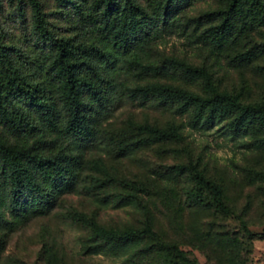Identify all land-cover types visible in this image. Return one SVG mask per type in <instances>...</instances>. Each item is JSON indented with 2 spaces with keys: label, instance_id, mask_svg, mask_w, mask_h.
Here are the masks:
<instances>
[{
  "label": "trees",
  "instance_id": "trees-1",
  "mask_svg": "<svg viewBox=\"0 0 264 264\" xmlns=\"http://www.w3.org/2000/svg\"><path fill=\"white\" fill-rule=\"evenodd\" d=\"M23 1L13 0L19 18ZM188 1L147 0V6H142L135 0H90L87 4L85 0H54L55 12L75 16L94 32L89 42H73L49 27L45 17L49 12L42 10L38 0H25L31 11L28 50L6 43L0 35V121L11 132L30 138V144L0 140V231L13 230L47 213L63 194L82 193L79 175L90 160V151L122 158L154 141L180 137L178 126L127 121L123 126L105 127L102 119L121 96L139 105L153 102L190 110L187 124L191 128L204 130L218 124L217 129L230 138L264 127V102H240L235 93L219 89L203 66L174 57L146 58L155 47L149 41L162 36L163 28L178 19L177 8ZM236 18L240 19L237 27ZM187 20L194 26L204 25L198 33L201 41L219 50L238 34L264 25V0H224ZM250 56L243 52L233 57L243 62ZM121 73L130 79L166 73L199 79L204 93L158 79L128 82L118 78ZM260 141L264 143V138ZM166 170H186L195 199L204 190L214 210L228 211L221 185L194 165L177 163ZM254 175L264 177V171H254ZM122 183L128 187L123 193L94 195L87 187L83 193L91 194L90 201L97 207L115 208L130 203L135 192L145 188L134 181ZM150 234L148 225L97 226L90 246L98 253L130 250L136 255V242ZM181 255L176 250L175 258Z\"/></svg>",
  "mask_w": 264,
  "mask_h": 264
},
{
  "label": "rangeland",
  "instance_id": "rangeland-1",
  "mask_svg": "<svg viewBox=\"0 0 264 264\" xmlns=\"http://www.w3.org/2000/svg\"><path fill=\"white\" fill-rule=\"evenodd\" d=\"M46 13L49 27L57 36L73 42H89V32L73 17L55 12L54 0H38ZM90 0H85V4ZM147 6V0H135ZM224 0H189L177 8L178 16L149 42L155 46L148 60L180 58L203 66L219 88L235 93L243 103L264 102V25L253 26L245 34L221 47H208L201 41L202 26H194L188 17L223 4ZM13 0H0V35L6 43L28 50L30 8L21 3L22 18L16 14ZM236 27L240 19H235ZM206 24V23H205ZM250 52L247 61L233 56ZM128 82L158 79L204 93L199 79L189 80L177 74L142 78L121 73ZM138 78V79H137ZM190 110L153 102L142 105L121 96L115 99L104 118L105 127H119L127 121L157 127L178 126L180 137L154 141L138 148L131 156L116 158L106 153L87 155L80 170L78 188L82 193H66L47 213L34 216L10 231H0V264H264V127L233 138L217 129L218 124L199 130L187 124ZM0 140L30 144V138L17 135L0 121ZM99 155V156H98ZM98 157L95 160V157ZM194 165L218 182L223 190L227 212L214 210L201 191L196 190L186 170H166L172 164ZM123 181L145 187L135 192L128 204L97 207L84 194L123 193ZM101 184V186H100ZM89 190V192H90ZM148 225L152 234L138 239L137 254L129 251L98 253L91 250L95 227L141 228ZM181 250L180 258H175ZM172 262V263H171Z\"/></svg>",
  "mask_w": 264,
  "mask_h": 264
}]
</instances>
